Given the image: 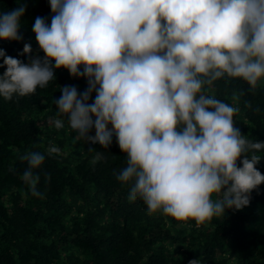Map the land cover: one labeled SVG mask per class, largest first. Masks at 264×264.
<instances>
[{"label":"clouds","instance_id":"9594fccd","mask_svg":"<svg viewBox=\"0 0 264 264\" xmlns=\"http://www.w3.org/2000/svg\"><path fill=\"white\" fill-rule=\"evenodd\" d=\"M49 5L51 22L38 16L32 25L43 58L31 56L30 44L23 49L27 64L0 49V68H6L0 97L34 94L56 79L57 70L86 78L83 93L60 87L57 118L50 123L59 130L66 120L76 133L74 143L108 148L115 137L127 157L117 179L129 185L130 201H143L149 215L194 221L197 228L247 207L251 193L264 184L256 167L264 142L242 135L234 122L240 108L208 91L220 80L226 86L244 81L254 94L264 81V0H49ZM26 11L23 3L0 12V40H22ZM242 95L233 91L231 99L238 104ZM60 151L51 145L46 153L21 156L27 167L20 178L32 196L44 198L37 170L45 155ZM101 159L97 152L92 163Z\"/></svg>","mask_w":264,"mask_h":264},{"label":"trees","instance_id":"16d2710c","mask_svg":"<svg viewBox=\"0 0 264 264\" xmlns=\"http://www.w3.org/2000/svg\"><path fill=\"white\" fill-rule=\"evenodd\" d=\"M23 3L22 40H0V49L27 64L25 44L31 45V56H44L32 31L35 18L50 23L52 12L49 0H0V12ZM4 71L0 68V75ZM55 76L27 97H0V264H264V184L251 193L247 207L200 228L194 221L181 224L162 213L149 215L143 201L128 199L129 185L117 179L127 157L115 137L108 148L74 143L76 133L66 120L59 130L50 123L57 118L60 87L75 86L79 93L88 87L86 78H73L67 70ZM248 88L244 81L226 86L220 80L208 94L238 106L234 122L241 134L264 142V83L254 94ZM233 91L244 93L238 104L231 99ZM51 145L61 151L45 155L37 170L44 194L37 198L20 178L27 167L21 156L46 153ZM97 152L103 159L92 163ZM256 154L261 157L257 170L264 175V150ZM46 175L51 179L46 181Z\"/></svg>","mask_w":264,"mask_h":264},{"label":"rangeland","instance_id":"374dc122","mask_svg":"<svg viewBox=\"0 0 264 264\" xmlns=\"http://www.w3.org/2000/svg\"><path fill=\"white\" fill-rule=\"evenodd\" d=\"M264 83V81H262L260 84H263Z\"/></svg>","mask_w":264,"mask_h":264}]
</instances>
